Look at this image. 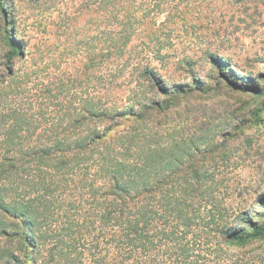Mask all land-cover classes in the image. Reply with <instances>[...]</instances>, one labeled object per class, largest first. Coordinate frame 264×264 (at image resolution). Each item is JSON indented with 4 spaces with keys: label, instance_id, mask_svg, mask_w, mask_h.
Wrapping results in <instances>:
<instances>
[{
    "label": "trees",
    "instance_id": "16d2710c",
    "mask_svg": "<svg viewBox=\"0 0 264 264\" xmlns=\"http://www.w3.org/2000/svg\"><path fill=\"white\" fill-rule=\"evenodd\" d=\"M182 1L88 0L98 25L84 64L69 47L31 49L2 19L0 243L51 264H264V211L242 208L226 174L230 131L178 109L212 84H170L153 65L167 57L158 19ZM209 57L226 79L215 91L264 94L226 78L229 58ZM4 257L20 261L0 246Z\"/></svg>",
    "mask_w": 264,
    "mask_h": 264
},
{
    "label": "rangeland",
    "instance_id": "374dc122",
    "mask_svg": "<svg viewBox=\"0 0 264 264\" xmlns=\"http://www.w3.org/2000/svg\"><path fill=\"white\" fill-rule=\"evenodd\" d=\"M87 4L88 0H0V22L7 18L10 32L24 37L31 49L45 41L53 53L65 47L82 51L84 64L86 41L98 25L92 22ZM179 10H173L169 18L162 15L158 19V24L164 19L166 23L158 28L163 42L154 45L167 57L164 63L154 61L153 65L170 84L198 78L212 84L210 93H191L180 101L178 109L190 106L193 118L212 114L210 129L230 131L223 148L230 152L233 162L226 174L234 180L235 195L242 194L238 204L264 211V94L215 91V80L223 77L209 57L217 53L235 64L230 65L233 73L227 70L226 78L231 82L264 87V0H183ZM187 57L193 60L178 62ZM153 96L160 97L156 91ZM221 138L215 136V141ZM0 246L20 254L17 262L7 258L12 264H51L37 258L32 247L26 250L8 241ZM257 250H264V242ZM7 259L0 258V264Z\"/></svg>",
    "mask_w": 264,
    "mask_h": 264
}]
</instances>
